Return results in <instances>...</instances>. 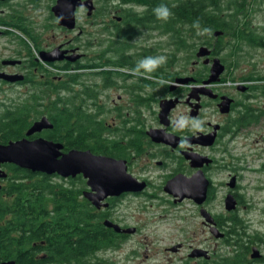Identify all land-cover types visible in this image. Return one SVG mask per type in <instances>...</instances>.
Returning a JSON list of instances; mask_svg holds the SVG:
<instances>
[{
    "label": "flooded vegetation",
    "instance_id": "flooded-vegetation-1",
    "mask_svg": "<svg viewBox=\"0 0 264 264\" xmlns=\"http://www.w3.org/2000/svg\"><path fill=\"white\" fill-rule=\"evenodd\" d=\"M152 1L76 0L75 23L71 27L61 23L62 18L57 12L59 3L64 8V0H0V124L1 119L16 108L20 110L22 123V136L10 140L44 137L54 141V135L50 133L55 128L52 117L57 107L67 102L66 106L72 110H83L81 125L85 127L82 135L85 147L68 148L64 144L62 151L89 150L96 155L121 160L126 165V172L142 187L107 194L97 199L99 205H96L95 198L90 197L96 191L83 173L67 177L58 173L49 175L57 184L64 183L68 187L65 210L70 222L54 221L58 211L62 212L57 203L61 200L57 190V197L51 200L57 206L42 207L38 199H26L29 208L44 209L45 217L51 222L48 226L47 220L43 223L40 218L36 223V235L45 233L43 230L48 228L55 230L64 226L68 236L74 235V221L83 222L88 230L89 220L94 217L104 231L114 237L115 244L92 254L84 253V248L68 246L69 256L57 257L51 251L58 252L60 248L64 251L63 241L56 239L49 243L41 237L24 247L38 264H117L104 253L121 249L129 236L140 230L137 224L125 222L121 213L125 206L141 203L153 206L155 202L178 206L185 201L196 207L206 229L201 234L206 235L192 238L195 244H190L187 249L182 241L167 245L168 253L178 254L174 264H264V222L252 223L247 219L245 214L255 209L242 194L240 170L243 167L228 159L231 142L248 136L252 127L264 123L263 113H259V118L249 119L251 112L264 110L261 99L264 92L255 87L257 84L264 86V72L251 69L240 75V80L234 84L230 80L225 82L224 75L229 67L238 69L242 66L236 60L241 58L240 55L251 57L254 56L253 49H264V37H259L260 44L234 41L227 48L213 44L211 60L219 57L226 67L220 80L207 86L210 93L204 92L202 85L209 77L211 63L205 64L208 72L204 77V58L197 56V50L187 69L186 55L182 56L186 51L171 42V33L163 23L153 21ZM233 35L236 39L235 32ZM171 45L175 49L173 54ZM243 45H248L249 50ZM225 49L233 59L232 65H227L221 56ZM157 55H166L167 63L150 74V78L131 74L139 60ZM184 65L185 70L182 69ZM232 76L237 79L235 72ZM188 77L191 79L183 80ZM228 99L230 109L223 111ZM167 107L169 110L165 113ZM181 115L203 120L204 130H179L175 121ZM44 116L53 127L27 136L32 124ZM27 117L30 125L25 127ZM210 133H215L214 142L203 144L202 136ZM181 141H185L183 146ZM187 152L207 156L210 161L194 168L186 158ZM11 166L17 167L14 171L42 173L4 162L1 169L7 176L0 178V189L9 177L18 174ZM222 168L231 171L229 180L225 181L229 188L221 200L223 209L218 210L220 186L216 183L215 173ZM196 171H202L209 180L207 196L202 202L191 198L179 200L165 190L168 181L177 174L191 176ZM233 177L235 186L231 187L229 183ZM228 194L235 196L233 209L226 206ZM8 199L11 201V196ZM260 213L264 214V210ZM106 221L118 224L121 230L117 231ZM19 230L28 234L33 226L28 224ZM74 251L78 253L76 257Z\"/></svg>",
    "mask_w": 264,
    "mask_h": 264
},
{
    "label": "trees",
    "instance_id": "trees-1",
    "mask_svg": "<svg viewBox=\"0 0 264 264\" xmlns=\"http://www.w3.org/2000/svg\"><path fill=\"white\" fill-rule=\"evenodd\" d=\"M141 1L148 2L149 0ZM251 1L259 2V0ZM151 4L154 9L163 4L171 10L173 15L168 21L165 22L157 19L154 13L153 21L163 23L166 30L171 33V42L177 44L180 49L183 48L186 53L195 51L193 48L196 47L198 40H202L203 44L212 47L213 44L207 40L208 37L217 38L218 45H222L219 41L234 29L240 40L247 38L251 44L261 43V39L258 41L259 37L250 32L249 23L243 21V19L242 21L239 19V16L244 15L247 5L250 4L249 0H153ZM197 20L200 22L201 30L203 28H210L212 34L199 35L198 29L193 26ZM216 31H223V34L215 36L214 33ZM193 54V57H195L194 52ZM186 61L187 64H190L191 57L187 55ZM207 72L208 66L203 64L202 73H204V77ZM255 87L259 91L264 92V86L257 84ZM61 104L63 106H58L56 114H53L52 117L55 128L50 133L54 135V141L63 145L65 144L68 148L73 146L79 148L85 147V141L82 139L85 127L81 125L84 117L83 110H72L66 106L67 102H62ZM259 113L264 114V110L260 109L258 112H251L249 119L259 118ZM21 125L19 108L12 109L7 116L1 119L0 143L7 144L10 141H14L10 139L21 137ZM29 125L30 122L27 117L25 127ZM77 133L79 135L75 137L74 135ZM11 168L13 171L17 169L14 166H11ZM14 172L18 174L14 175V177H9L7 183L0 189V263L38 264L37 260L34 259V255L25 251L24 247L28 242L40 239L41 237L47 239L49 243L55 242L56 239L63 241L62 246H64V251L62 248L58 252L51 251V254H55L57 257H61L62 255L69 256L71 251L68 246L84 248V253L89 252L92 254L98 249L107 248L115 244L114 237L109 234L107 229V232H105V228L94 217H91L89 220L88 230L84 228L83 222L74 221L76 226L74 235L68 236L66 226L62 228L57 227L55 230L48 228L47 230H43L45 233L36 235L38 234L36 223H39L40 218H42L43 223L47 220L44 215L46 211L44 209L35 210L31 205V208H29L26 199H38L42 207L57 206L58 203L62 212L58 211L57 219L54 221L65 224L70 222L65 210L68 201H66V198L69 196L68 187L64 183L57 184L51 176L42 173L35 174L23 170ZM56 190L58 197L61 198L57 203L51 201L57 197ZM8 196H11V201L8 199ZM41 215L43 216L40 217ZM48 221H46L47 225L51 226V222ZM28 224L31 227L33 226L31 233L27 234L19 230ZM77 255V251H74V257Z\"/></svg>",
    "mask_w": 264,
    "mask_h": 264
},
{
    "label": "rangeland",
    "instance_id": "rangeland-1",
    "mask_svg": "<svg viewBox=\"0 0 264 264\" xmlns=\"http://www.w3.org/2000/svg\"><path fill=\"white\" fill-rule=\"evenodd\" d=\"M249 1L250 4L245 8L244 15L239 16V19L241 21L243 19V21L249 23L250 32L262 38L264 37V0H259L257 3ZM92 21L96 20L92 19ZM234 32L236 39H234ZM207 40L211 44L218 43V39L214 37H208ZM234 41L239 44H244V42L250 44L247 38L240 41L235 29L227 33L219 43L227 48ZM197 42L196 47L193 48L195 51L200 46L205 45L202 40H198ZM243 47L245 50H249L248 45H243ZM174 50V47L171 45V54L174 53ZM195 51L185 52L182 56L188 55L192 58ZM251 52L254 56L247 57L240 55L239 57L241 58L236 59L242 65L240 68L229 67L228 71L224 74L226 76L225 82L230 80L234 84L240 78V75L242 76L243 73L251 69L257 73L258 71L264 72V49L256 48ZM228 54V50L225 49L221 53V56L226 60L225 63L227 65H232L233 59ZM187 66V69H189L191 64L188 63ZM182 69L185 70V65L182 66ZM234 72L237 79H232ZM261 99L264 101V98ZM247 135L231 142L230 158L228 159L233 161L234 165L243 167L240 170V182L243 186L242 194L255 209L252 210L253 212L245 214L248 217L247 219H250L252 223H263L264 214L260 212L264 210V123L252 127ZM232 157L238 159H232ZM230 171V168H222L215 173L216 183L220 186L218 210L223 209L221 200L223 199L224 192L229 188L225 185V181L229 180ZM141 204L125 206L124 210L121 211L125 222L137 224L140 230L136 234H131L121 249L104 253L105 257H112L111 260L117 264H167L170 261L174 264L178 254L168 253L165 250L167 245L182 241L185 243L187 249L190 244H195L192 238L198 237L197 239H199L201 236L206 235L205 233L201 234L202 230L206 229L201 223V217L196 207L191 202L185 201L178 206L160 205L158 202H155L153 206ZM196 234L199 236H196Z\"/></svg>",
    "mask_w": 264,
    "mask_h": 264
},
{
    "label": "water",
    "instance_id": "water-1",
    "mask_svg": "<svg viewBox=\"0 0 264 264\" xmlns=\"http://www.w3.org/2000/svg\"><path fill=\"white\" fill-rule=\"evenodd\" d=\"M64 8L62 3L57 6V12L62 18L61 23L67 26H73L75 23L74 10L76 0H64ZM74 4V5H73ZM215 36L223 34V31H216ZM212 49L208 45H202L197 51V56L204 58V64H210L209 77L203 81L202 90L210 93L207 86L220 80L221 74L225 71V64L219 57L211 60L210 55ZM9 79L13 77L8 76ZM191 78H185L188 81ZM223 111H229L230 100L226 101ZM169 107L173 105H168ZM166 108L165 113L169 110ZM53 123L44 116L42 119L35 121L27 130V136L39 132L45 128H52ZM215 133H210L202 136L201 142L205 145H210L214 142ZM201 139V138H200ZM63 144L49 140L44 137L29 139L27 137L10 141L7 144L0 143V178L6 177L7 173L1 169V164L4 162L15 164L21 168L32 170L33 172H42L48 175L58 173L62 176L76 175L83 173L87 177L88 183L93 190L96 191L94 196L96 205L97 199L103 198L107 194H120L123 191L136 190L142 187L126 172V165L121 160H116L107 156L93 154L89 150L72 149L68 152L62 151ZM186 158L190 159L191 166L197 168L202 166L210 159L207 156H201L196 153H186ZM231 187L235 186V178L233 177L229 183ZM209 180L202 171H196L191 176L177 174L168 181L165 190L172 195L182 200L191 198L200 203L206 199ZM233 194H228L226 197V206L228 209L235 207L236 201ZM207 218L209 216L205 214ZM109 226L115 227L117 231L121 230L118 224L106 221ZM132 230V229H130ZM1 234V231H0ZM0 264H12V262H2Z\"/></svg>",
    "mask_w": 264,
    "mask_h": 264
},
{
    "label": "clouds",
    "instance_id": "clouds-1",
    "mask_svg": "<svg viewBox=\"0 0 264 264\" xmlns=\"http://www.w3.org/2000/svg\"><path fill=\"white\" fill-rule=\"evenodd\" d=\"M154 14L157 19L168 21L170 17H172L173 13L166 5H160L156 7L154 10ZM196 29H198L199 35H211L210 28H200L199 20L194 22L193 25ZM167 63V56L166 55H157V56H148L141 60H139L134 69L131 70V74L135 76L144 75L146 78H150V74L155 73L159 68L163 67ZM161 83H165V81L161 80ZM204 121L199 119H189L186 116L181 115L175 121V126L179 130H193V131H203L204 130ZM185 141H181V146Z\"/></svg>",
    "mask_w": 264,
    "mask_h": 264
}]
</instances>
